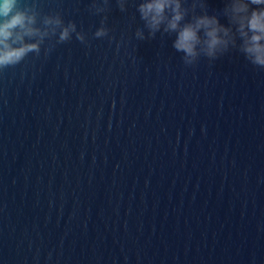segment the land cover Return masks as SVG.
Here are the masks:
<instances>
[{"label":"water","instance_id":"1","mask_svg":"<svg viewBox=\"0 0 264 264\" xmlns=\"http://www.w3.org/2000/svg\"><path fill=\"white\" fill-rule=\"evenodd\" d=\"M138 2L38 0L88 42L0 73V264H264V70L138 40Z\"/></svg>","mask_w":264,"mask_h":264},{"label":"clouds","instance_id":"2","mask_svg":"<svg viewBox=\"0 0 264 264\" xmlns=\"http://www.w3.org/2000/svg\"><path fill=\"white\" fill-rule=\"evenodd\" d=\"M116 3L121 11L127 10L128 0ZM185 3L139 0L136 11L143 28H137L136 38H154L158 32L175 34L172 46L182 53L185 65H195L202 56L215 60L237 50L253 67L264 70V0H224L222 9L211 13L207 0H191L187 7ZM108 5L109 0H91L89 10L100 15ZM106 19L102 18L95 38L108 36ZM73 34L87 44V34L78 31L75 22L65 23L60 12L43 14L38 0H0V73L21 64L30 54L39 56L46 41L55 38V44H62L72 40ZM54 46L45 48V55Z\"/></svg>","mask_w":264,"mask_h":264}]
</instances>
